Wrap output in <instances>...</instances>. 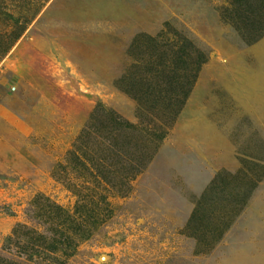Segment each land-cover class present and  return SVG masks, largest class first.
Returning <instances> with one entry per match:
<instances>
[{
    "label": "rangeland",
    "instance_id": "obj_1",
    "mask_svg": "<svg viewBox=\"0 0 264 264\" xmlns=\"http://www.w3.org/2000/svg\"><path fill=\"white\" fill-rule=\"evenodd\" d=\"M0 260L264 264V1L0 0Z\"/></svg>",
    "mask_w": 264,
    "mask_h": 264
},
{
    "label": "trees",
    "instance_id": "obj_2",
    "mask_svg": "<svg viewBox=\"0 0 264 264\" xmlns=\"http://www.w3.org/2000/svg\"><path fill=\"white\" fill-rule=\"evenodd\" d=\"M260 2V0H258ZM264 1V0H263ZM263 36V35H262ZM261 38V36H259ZM257 37L254 39L251 43L257 42L260 40V38ZM249 43V44H251ZM198 58V63H196L197 70L200 68L202 64L205 63L204 55L203 53L196 54ZM90 134L86 132H82V134L79 136V141H82L83 139H88ZM69 153L70 158L74 156V152ZM33 207H38L36 205V202H33ZM45 208H41L39 210H46V213H48V218H46L49 222H53L52 225L55 227L47 230L45 232H36L35 230H26V234L23 235V242L19 246L21 254L24 256L25 261L30 263L33 261V259H39L40 255L45 252L48 253H56L59 251H64V249H73L75 247V240L79 237H82L83 239L89 238L90 235L84 236V233H82L84 228L82 226H77L76 228L73 227L74 221L70 215L65 213L62 209L56 207L55 205H50L49 203ZM20 227V226H19ZM71 227V228H68ZM25 230V227L22 228ZM85 232V231H84ZM85 234H87L85 232ZM12 241L11 238L6 239L5 246L8 245ZM66 254V253H65ZM9 264L5 260H0V264Z\"/></svg>",
    "mask_w": 264,
    "mask_h": 264
}]
</instances>
